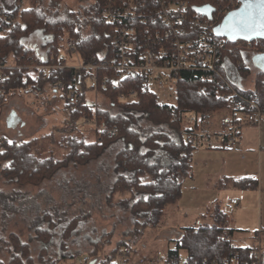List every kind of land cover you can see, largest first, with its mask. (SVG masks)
Masks as SVG:
<instances>
[{
  "label": "trees",
  "instance_id": "16d2710c",
  "mask_svg": "<svg viewBox=\"0 0 264 264\" xmlns=\"http://www.w3.org/2000/svg\"><path fill=\"white\" fill-rule=\"evenodd\" d=\"M22 1L18 0L9 10L0 5V107L11 91H42L58 78H64L63 69H51L47 76H42V70L31 66L39 61L43 64L63 63L60 56L66 37L75 39L76 50L82 58L104 49L108 43L106 27L99 21L97 4L77 3L74 10H69L63 7L61 0H40L31 6ZM187 1L191 5H215V0ZM36 31L47 38L42 44L44 54L39 53L38 46L24 43ZM222 37L226 39L228 49L223 51L219 70L224 74L222 63L229 59L238 71L246 74L248 69L241 59V51L234 48L236 41ZM251 43L257 52L264 53L263 38ZM49 54H52L51 58ZM10 59L13 65L8 63ZM125 82L127 87H137V81L133 79ZM199 88L203 91L200 92ZM240 91L256 97L264 113V71H257L252 88ZM102 93L109 97L110 109L114 107L118 111L113 113L107 107L99 106L97 120L107 127H115V136H105L101 143L83 133L58 136L47 133L29 140L2 137L0 177L18 186H38L68 165H86L114 147L109 171L114 178L105 186L104 201L107 208L115 207L131 218L132 228L123 232L116 248L126 245L135 252L139 238L162 225L168 209L178 204L183 181L192 177V153L196 146L184 136L183 115L193 113L203 128H213L211 116L222 111L231 120H237L238 113L244 112L245 106L227 96L228 90L222 88L215 75L202 71L180 72L175 104L161 101L149 89L138 90L135 104L119 102L115 91L102 90ZM68 110L66 105L67 114ZM174 113L178 115L176 120H172ZM43 141L52 148L64 150L62 157L37 155L35 146ZM216 185L218 188H249L255 182L250 178L224 176ZM145 196L148 198L144 199ZM67 207L52 202L29 213L19 215L15 212L31 233L24 240L19 233L10 232L9 258L7 263L0 260V264H60L70 255L71 247L81 248L86 241L91 244L87 255L98 254L101 247L110 242L112 230L109 233L103 231L102 237H90L85 231L90 211L81 209L70 214ZM206 214L208 220L182 227L177 238L172 240L173 247H168L164 253L170 258L180 256L179 253L184 251L188 264H230L234 256L249 263L254 248L233 242L232 236L238 230L230 226L229 214L219 203L208 208ZM10 215L5 219L4 212L0 213L2 230H6L8 222L14 219L13 214ZM95 230L92 227L91 234ZM32 241L37 242L36 248H33ZM34 249L38 252L33 254Z\"/></svg>",
  "mask_w": 264,
  "mask_h": 264
},
{
  "label": "built area",
  "instance_id": "2783aa9c",
  "mask_svg": "<svg viewBox=\"0 0 264 264\" xmlns=\"http://www.w3.org/2000/svg\"><path fill=\"white\" fill-rule=\"evenodd\" d=\"M39 1L26 0L25 4L31 6ZM76 1L99 6V21L106 27L108 43L104 49L82 58L76 50L75 39L66 37L60 56L63 63L43 64L39 61L31 66L42 70V76H47L51 69L65 70L64 78H58L50 85L53 92L63 96L69 109L63 122L54 126L55 133H92V139L101 143L105 136L116 134L115 127H107L97 120L99 95L110 103L102 90L115 91L117 100L124 104H135L139 89H149L158 96L174 95L176 98V83L182 71H202L215 75L222 88L228 90L227 96L245 106V111L238 113L237 120L224 116L219 128H203L195 114L185 113L182 117L183 133L194 146L231 149L240 143L243 128L259 127L264 113L257 98L243 94L218 68L223 51L228 47L226 39L218 36L215 28L227 14L239 7V0H215L211 19L196 13L187 0ZM234 48L252 51L255 47L251 41L238 40ZM68 54L74 61L68 60ZM49 56L51 58L52 54ZM130 79L137 81V87L126 86L125 81ZM199 91L202 92L203 88H199ZM177 118V113H174L172 120ZM236 204V199H230L227 207L231 209ZM224 235L229 238L226 231ZM257 236H264V230L259 229ZM256 250H252V261L249 263L241 262L234 256L230 264H262L263 251L257 253ZM82 262L188 264L186 258L184 261L180 256L169 258L159 249L146 255L135 253L126 245L115 246L107 254L85 255Z\"/></svg>",
  "mask_w": 264,
  "mask_h": 264
},
{
  "label": "rangeland",
  "instance_id": "374dc122",
  "mask_svg": "<svg viewBox=\"0 0 264 264\" xmlns=\"http://www.w3.org/2000/svg\"><path fill=\"white\" fill-rule=\"evenodd\" d=\"M26 1V0H25ZM26 2H24L25 4ZM63 7L69 10L76 8V0H61ZM6 9V8H5ZM7 10V9H6ZM47 40L40 31H36L28 39L24 40L26 44H33L38 46L40 54H44L45 48L42 44ZM247 51V50H240ZM248 56L253 63V57L260 52L254 48L252 51H248ZM68 60L71 61L72 57L68 54ZM8 63L13 65V60H8ZM229 62L225 61V64ZM247 64V63H246ZM252 65V64H251ZM253 63V67H254ZM235 74H239L235 71ZM257 71L249 73L247 76L248 83L251 86L254 84V78ZM224 75L232 79L229 75V69L225 68ZM240 76V75H239ZM241 77V76H240ZM232 81V80H231ZM237 80H233L236 84ZM90 96V94H89ZM160 100L174 104L176 98L174 95L163 96L160 95ZM105 97L101 94L98 97V105L105 106L110 109V103L104 101ZM66 102L63 96L53 92L50 86H47L42 91H29V92H17L11 91L4 99L0 107V140L2 137H6L9 140H29L34 137H41L47 133L54 136L59 134L53 130L54 126L60 125L66 117ZM113 113L118 111L117 108L111 107ZM15 114L16 123L13 127L7 125V120ZM226 116L225 112H218L214 116H211V123L216 125L221 122L222 118ZM261 126H264V115L261 119ZM264 129L262 130V132ZM62 135V134H60ZM93 134L88 133L87 137L92 138ZM253 137L256 139V134L253 132ZM121 146L122 143H119ZM47 141L40 142L35 149L37 155L41 157H47L53 155L54 157H62L64 150L57 147H50ZM203 150V149H201ZM114 147L108 148V150L98 159H94L86 165H73L70 164L67 167L58 171L50 180L44 181L41 185L32 186L24 185L18 186L14 183H8L3 181L0 177V213L3 211L5 219L10 217V213L13 214L14 219L8 222L7 229L2 230L0 227V260L3 262L8 261L9 252L8 248L10 242V232L14 231L20 234L22 239L26 240L30 231L27 230L25 222L22 218L16 214L22 212L29 213L36 207H42L48 205V203L55 202L56 204L68 208V212H78L79 210H89L90 221L85 224V231L90 237H102V232L105 231L110 234V242L104 244L98 254H107L112 250L117 242L123 237V232L132 228L131 218L120 212L117 208H107L104 197L106 196L105 186L109 184L114 177L109 174L110 166L112 165ZM193 180L185 179L182 184V192L179 199V209L175 211V206L170 207L166 213L163 223L155 230H150L142 239L137 241L138 253L155 252L156 250L165 251L168 247H171L174 239L177 238L180 229L185 226L193 225L196 220V215L199 208L210 205L217 201L221 208H224L226 199L233 195L232 189H224L217 195L216 192L205 187H200L201 181H203L205 175V153L201 151H195L193 153ZM214 161V162H213ZM214 164L218 163L217 159H214ZM83 193L91 194L85 196ZM118 197V196H117ZM215 198V200H214ZM100 206V208H99ZM203 210V209H202ZM16 212V214H15ZM183 212L187 213L184 217ZM227 214L230 217H234V211L227 210ZM236 213V212H235ZM206 213H204L205 215ZM253 215L246 214L243 216L244 221H240L243 224V229L249 231V233L235 234L234 243L237 245H252L257 253L264 250V236L259 238L255 235V241L251 240V231H253ZM242 217V216H241ZM208 218V216L203 219ZM92 227L96 228L95 232L91 234ZM33 248L37 247V242L32 241ZM65 249V248H64ZM72 251L70 255L60 262V264H92L90 262L83 263V256L87 255L86 251H90L91 244L88 241L81 245V248L71 247ZM38 252L37 249L33 250V254ZM181 261L185 260V253H180ZM36 255V254H35ZM252 261V259H251Z\"/></svg>",
  "mask_w": 264,
  "mask_h": 264
},
{
  "label": "crops",
  "instance_id": "0c3cea01",
  "mask_svg": "<svg viewBox=\"0 0 264 264\" xmlns=\"http://www.w3.org/2000/svg\"><path fill=\"white\" fill-rule=\"evenodd\" d=\"M18 0H0V5L2 8L13 9L16 6ZM25 0L22 1L24 4ZM25 5V4H24ZM248 51H241V59L244 62L248 72L246 73L249 76V73L258 71L257 66L253 67L250 57L248 56ZM229 62L228 64H225ZM222 65L225 68L229 69V75L232 78L231 80L227 78L231 84H233L238 89H250L252 86L248 83L246 74L238 71L232 62L227 59ZM247 63V64H246ZM252 64V65H251ZM238 71V75L233 71ZM241 77H240V76ZM233 80H237L236 84ZM220 123L213 126V128H219ZM264 126H261V121L259 127L249 126L241 130L240 143L231 149H220V148H202L196 147L193 153L196 151H201L205 153V175L203 181H201L200 187H205L212 191H220L224 189H232L234 192L233 195L226 199L224 208H221L225 212L227 210L234 211V217H231L230 226L236 230L232 236L234 242L235 234H244L249 233L248 230L243 229V224L240 221L243 220V216L246 214L253 215V224L251 231V240L255 241V235L259 229L264 230ZM253 132L256 134V139L253 137ZM203 149V150H201ZM192 153V177L188 178L193 180V154ZM217 159L218 163L214 164L213 160ZM213 161V162H211ZM227 176L231 178H250L254 180L255 185L249 188H239L234 186H228L226 188H218L217 182L220 178ZM187 179V178H186ZM230 199H236L237 204L228 209L227 204ZM215 200V198H214ZM179 202V201H178ZM217 201L210 203L208 206L199 208L196 215V220L193 225L197 224L199 220H203L204 217L208 216L206 213L207 209L213 206ZM179 209V203L175 206V211ZM203 209V210H202ZM227 213V212H226ZM184 217L187 213L183 212ZM242 216V217H241ZM206 220L209 219L205 218ZM191 226V225H190ZM186 227V226H185ZM179 234V233H178ZM236 244V243H235ZM237 245V244H236ZM243 246V245H238ZM252 246V245H247ZM173 247V244H171Z\"/></svg>",
  "mask_w": 264,
  "mask_h": 264
},
{
  "label": "water",
  "instance_id": "95a60500",
  "mask_svg": "<svg viewBox=\"0 0 264 264\" xmlns=\"http://www.w3.org/2000/svg\"><path fill=\"white\" fill-rule=\"evenodd\" d=\"M240 5L239 7L227 14L222 21L216 26L215 33L218 36H224L227 39L235 42L238 40L243 41H252L257 38H263L264 35H259L255 32H241L235 33L231 31V26L238 22L241 19V13L245 11H253L254 9L250 7V5H257L259 0H239ZM191 8L198 14L206 16L208 19H211L212 12L214 11V7L210 4H201V5H192ZM253 63L255 66L259 68V70L264 71V53L257 54L253 57ZM15 114L13 113L12 116L7 120V125L13 127L16 123V118L14 117ZM262 264H264V250H263V257H262Z\"/></svg>",
  "mask_w": 264,
  "mask_h": 264
},
{
  "label": "snow or ice",
  "instance_id": "6c2138e0",
  "mask_svg": "<svg viewBox=\"0 0 264 264\" xmlns=\"http://www.w3.org/2000/svg\"><path fill=\"white\" fill-rule=\"evenodd\" d=\"M250 7L254 10L241 13V19L231 26V31L235 33L255 32L264 35V0H259L257 5H250ZM147 198V196L144 197V199Z\"/></svg>",
  "mask_w": 264,
  "mask_h": 264
}]
</instances>
